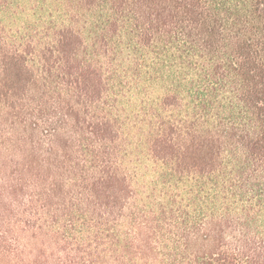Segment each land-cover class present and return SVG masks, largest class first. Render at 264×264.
Segmentation results:
<instances>
[{
	"label": "trees",
	"instance_id": "16d2710c",
	"mask_svg": "<svg viewBox=\"0 0 264 264\" xmlns=\"http://www.w3.org/2000/svg\"><path fill=\"white\" fill-rule=\"evenodd\" d=\"M0 264H264V0H0Z\"/></svg>",
	"mask_w": 264,
	"mask_h": 264
}]
</instances>
